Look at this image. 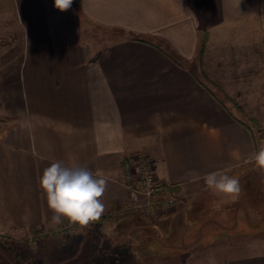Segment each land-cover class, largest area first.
<instances>
[{"label":"crops","instance_id":"0c3cea01","mask_svg":"<svg viewBox=\"0 0 264 264\" xmlns=\"http://www.w3.org/2000/svg\"><path fill=\"white\" fill-rule=\"evenodd\" d=\"M217 2L227 32L211 45L210 78L264 121V0ZM4 4L20 47L0 61V233L24 237L67 222L52 223L38 182L61 161L107 177L106 210L89 229L124 220L125 231L157 236L143 244L190 248L146 264H264V240L230 244L237 211L248 206L244 194L224 205L225 194L202 179L214 171L245 175L256 165L253 134L230 103L154 43L164 40L188 61L198 56L202 28L191 0H73L77 28L70 8L60 11L54 0ZM92 24L123 33L96 45ZM136 152L146 154L159 182L179 186L171 209L149 211V197L132 188L136 180L127 183L123 160ZM240 222L264 232V210Z\"/></svg>","mask_w":264,"mask_h":264},{"label":"rangeland","instance_id":"374dc122","mask_svg":"<svg viewBox=\"0 0 264 264\" xmlns=\"http://www.w3.org/2000/svg\"><path fill=\"white\" fill-rule=\"evenodd\" d=\"M5 2H9V0H0V61L8 59L9 50L20 47L18 41L11 40L12 26L10 20L12 19V10L5 8ZM191 2L200 16L201 35L206 30L208 41L203 61L200 62L197 56L190 64L198 75H202L203 77L206 74L208 79H204L211 85V81L213 80L210 78L212 70L211 45L221 38L225 39L227 26L221 21L217 0H191ZM76 16L78 14L70 7V27L72 28L80 26V22L76 20ZM73 17H75V20L71 19ZM90 28L89 33L92 42L96 45L104 41H110L123 33V30L106 28L95 24H92ZM104 33H106V40L98 37ZM213 81L222 86L218 81ZM241 107L243 108V106ZM239 114L252 125L247 118L250 114ZM251 117L256 118L264 126L263 120L253 115ZM253 128L256 137H259L258 129L255 126ZM259 143H261V140ZM125 160L126 157L123 163ZM234 177L240 181L242 187L241 194H244V197L247 199L248 206L245 213L241 209L237 211V224L233 230L234 236L230 239V244H255L257 241L264 240V232H258V229L254 225H251V222L238 223V220L249 219L256 221L264 210V171H261L255 165L247 169L245 175ZM134 178H136L137 182L140 181L141 174L137 169L134 171ZM223 196L228 200L225 203L223 202L224 205L229 204L228 202H231V199H233L231 196L227 197L228 195ZM206 198L208 203L214 202L212 195H208ZM247 215H249V218L246 217ZM227 220L225 217V221ZM125 222L124 220L120 222H102L103 227L95 224V226L89 229L87 226L70 225L67 221L56 230H51L50 232L31 230L24 237L0 233V264H146L147 258H157L179 253L175 248H171L178 246V244H143L146 240L157 239V236L150 233L144 236L142 233H132L131 228L125 231L123 227ZM114 225L120 227L116 233L112 231V226ZM82 242L85 244H81ZM116 242H119V244H114ZM130 242H135V244H129ZM191 251L201 252L204 249H192Z\"/></svg>","mask_w":264,"mask_h":264},{"label":"clouds","instance_id":"9594fccd","mask_svg":"<svg viewBox=\"0 0 264 264\" xmlns=\"http://www.w3.org/2000/svg\"><path fill=\"white\" fill-rule=\"evenodd\" d=\"M73 0H54V6L60 11L68 10ZM257 168L264 171V145L255 154ZM208 189L216 194H225L238 199L242 187L238 178L226 171H214L205 174ZM48 208L53 212L52 223H69L88 226L98 221L105 212L102 197L107 188V177L94 174L86 166H65L61 161H54L43 170L39 178Z\"/></svg>","mask_w":264,"mask_h":264},{"label":"trees","instance_id":"16d2710c","mask_svg":"<svg viewBox=\"0 0 264 264\" xmlns=\"http://www.w3.org/2000/svg\"><path fill=\"white\" fill-rule=\"evenodd\" d=\"M134 35V34H133ZM135 38H141L144 41H148L149 38H147L145 35H134ZM157 45H159L160 47H162V49H164V51H166V53L178 64H182V65H186L190 68V70H192V72L194 73V75H196V77L198 78V80H200V82L206 87L208 88V90L212 93L213 96H215L218 100H220V102H222L224 105L226 104V102L230 103L231 105L234 106V108L236 109V111H238L239 113L245 114L244 109L241 107V105L237 102V100H235L233 97H231L224 89L222 86H220L219 84H217L215 81H211V85H209V82L207 80H205L206 78L208 79V77L205 75H198L197 72L191 67V61L185 60L182 57H180L164 40L162 39H155L154 40ZM207 41H208V34L207 31L204 30L203 34L201 36V41H200V46H199V51H198V59L200 62L203 61V57L204 54L206 52V45H207ZM95 58V57H94ZM205 78V79H204ZM248 120L252 123V125H250L246 119L242 120V122H244L249 129L251 130L254 140H255V145H256V150L257 152L259 151V148L264 145V126H262L259 121L254 118V117H247ZM241 119H243V116L241 117ZM253 126H255L258 129L259 132V137H256V133L254 131ZM261 140V143H259ZM162 186L164 188V192H169L174 194L175 196L177 195L178 191H179V186L177 185H169L166 183H162ZM177 200V197H176ZM172 249H176L179 253H181L182 256H186L189 252H190V248L188 246L185 245H180L178 244V246L176 247H171Z\"/></svg>","mask_w":264,"mask_h":264},{"label":"built area","instance_id":"2783aa9c","mask_svg":"<svg viewBox=\"0 0 264 264\" xmlns=\"http://www.w3.org/2000/svg\"><path fill=\"white\" fill-rule=\"evenodd\" d=\"M126 171L127 183L134 181V171L139 170L141 174L138 186H132L134 190L141 191L149 197L148 210H169L175 206L176 196L169 192H164L162 183L159 182L155 175L152 163L143 152H136L126 157L123 163ZM131 186V184H129ZM70 225H74L70 223Z\"/></svg>","mask_w":264,"mask_h":264}]
</instances>
